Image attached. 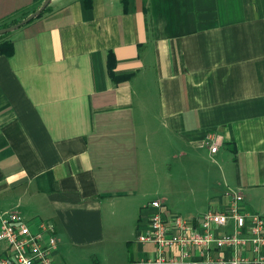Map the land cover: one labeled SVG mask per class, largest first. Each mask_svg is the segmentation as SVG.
<instances>
[{
  "label": "crops",
  "instance_id": "crops-1",
  "mask_svg": "<svg viewBox=\"0 0 264 264\" xmlns=\"http://www.w3.org/2000/svg\"><path fill=\"white\" fill-rule=\"evenodd\" d=\"M43 1L0 0V24ZM50 7L0 40V216L54 224L55 264L154 256V200L169 217L191 194L198 224L241 193L264 217V0Z\"/></svg>",
  "mask_w": 264,
  "mask_h": 264
},
{
  "label": "built area",
  "instance_id": "built-area-1",
  "mask_svg": "<svg viewBox=\"0 0 264 264\" xmlns=\"http://www.w3.org/2000/svg\"><path fill=\"white\" fill-rule=\"evenodd\" d=\"M216 150L213 145L212 151ZM230 196L228 204L203 214L198 224L180 215L164 217L163 201H152L153 210L138 240L153 243L155 255L139 264H264V217L239 210L241 193ZM230 219L237 231L218 235L217 229ZM54 232V224L49 221H41L33 232L16 213L0 216V242L6 245L0 253V264H55Z\"/></svg>",
  "mask_w": 264,
  "mask_h": 264
},
{
  "label": "rangeland",
  "instance_id": "rangeland-1",
  "mask_svg": "<svg viewBox=\"0 0 264 264\" xmlns=\"http://www.w3.org/2000/svg\"><path fill=\"white\" fill-rule=\"evenodd\" d=\"M41 4H43V3H41ZM41 4H39V5L35 6V7H38V6H40ZM35 7L22 11L21 13H19V14L13 16L12 18H10V19L4 21V22L1 23L0 25H3V24H11V23H14V22H16V24H17V23H20L23 19H25V18H26L27 16H29L32 12H34L33 9H34ZM13 25H15V24H13ZM210 162H211V163H207V162H206V163L202 164V167H203V168H212V169H213V172H212V174H210V176H211V177H216V173H217V175H218V179H220L221 176H220V171H219L218 166H216V168H215V166H213V161L210 160ZM201 176H204V174H202ZM195 183H196V182H195ZM203 183H204V181L201 182V184H203ZM197 187H198V189H199L201 186L198 184ZM211 192H215V191H214V190H211ZM216 192L219 193V191H218L217 189H216ZM218 193H216V194H218ZM197 194H198V191H197ZM207 196H208V195H207ZM199 198H201V197H199ZM208 198H209V197H207V200H203V204L201 205V206H204L205 209L208 208V204H212V201H209ZM185 199H186V202H187V203H190V202L192 201L193 197L191 196V194H186L185 197H184V200H182L181 202H179V204H172V205H171V211L174 212V213L177 212L176 214H180V215H182V216L188 218V217L190 216L189 212H192V210H193L194 208L191 207V206H185V205H184V201H185ZM175 200L178 201V197H176ZM206 206H207V207H206ZM200 208H202V207H200ZM3 247H4V243H3V242H0V250H1Z\"/></svg>",
  "mask_w": 264,
  "mask_h": 264
},
{
  "label": "water",
  "instance_id": "water-1",
  "mask_svg": "<svg viewBox=\"0 0 264 264\" xmlns=\"http://www.w3.org/2000/svg\"><path fill=\"white\" fill-rule=\"evenodd\" d=\"M51 1L52 0H44L43 4L41 5V7L39 9L32 12L29 16H27L25 19H23L20 23H17L15 25H12L9 27L1 28L0 29V35L12 32V31L16 30L17 28L29 23L30 21H32L34 18H36L37 16H39L43 12L45 10V8L50 4Z\"/></svg>",
  "mask_w": 264,
  "mask_h": 264
},
{
  "label": "trees",
  "instance_id": "trees-1",
  "mask_svg": "<svg viewBox=\"0 0 264 264\" xmlns=\"http://www.w3.org/2000/svg\"><path fill=\"white\" fill-rule=\"evenodd\" d=\"M124 2L126 3V0H124ZM42 5V4H41ZM41 5L40 6H38V7H35L34 9H33V11H35V10H37V9H39L40 7H41ZM37 6V5H36ZM50 4L45 8V10L39 15V16H41L42 14H44V13H46V12H48L49 10H50ZM13 24H16V22H14V23H11V24H3V25H0V29L1 28H5V27H9V26H12ZM10 33H6V34H3V35H0V40L1 39H3V38H5L7 35H9ZM2 45V48H3V50H4V52H6L7 54H10L11 53V51H12V46L10 45H5V44H1ZM4 46V47H3Z\"/></svg>",
  "mask_w": 264,
  "mask_h": 264
}]
</instances>
